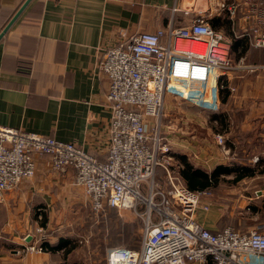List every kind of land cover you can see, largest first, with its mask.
<instances>
[{"label": "crops", "instance_id": "1", "mask_svg": "<svg viewBox=\"0 0 264 264\" xmlns=\"http://www.w3.org/2000/svg\"><path fill=\"white\" fill-rule=\"evenodd\" d=\"M24 1L0 0V32ZM197 17L230 41L247 39L244 54L232 60L229 80L239 83L243 75L237 72L253 69L255 81L245 82L259 83L251 87L255 92L263 89L264 46L252 43L251 28L264 27V0H30L0 37V124L73 142L105 161L111 114L109 78L98 66L102 52L136 33L187 26ZM232 88L241 92L246 86ZM222 158L204 156V170L211 172ZM34 162V175L23 177L0 202V264H107V249L119 243L96 250L97 221H90L74 170L54 171L49 154L35 155ZM105 211L111 218L129 215L114 207ZM221 218L214 205L198 215L212 231L229 225ZM108 222L113 233L129 221ZM40 226L45 243L60 248L23 251L38 243Z\"/></svg>", "mask_w": 264, "mask_h": 264}, {"label": "built area", "instance_id": "2", "mask_svg": "<svg viewBox=\"0 0 264 264\" xmlns=\"http://www.w3.org/2000/svg\"><path fill=\"white\" fill-rule=\"evenodd\" d=\"M251 37L264 46V27H252ZM230 45L227 35L197 17L187 26L139 32L105 49L98 66L109 78L106 160L73 142L0 124V201L23 177L34 175L35 155L49 154L54 171L74 170V183L93 212L126 209L141 221L139 248L109 247L107 264H264V224L247 230L205 227L198 214L209 210L210 191L189 189L169 170L170 148L159 122L148 132L149 120L159 121L167 93L205 111L219 110L221 80L236 68ZM37 230L43 234L41 226Z\"/></svg>", "mask_w": 264, "mask_h": 264}, {"label": "rangeland", "instance_id": "3", "mask_svg": "<svg viewBox=\"0 0 264 264\" xmlns=\"http://www.w3.org/2000/svg\"><path fill=\"white\" fill-rule=\"evenodd\" d=\"M253 72V69L237 72L243 75V78H240L242 81L239 83H233L232 79L229 80L232 72H227V78L223 76L220 95L225 104H221V108L219 106V110L216 112L205 111L195 103L167 93L159 121L156 122L154 118H151L148 125L150 133L154 130V125L159 122L164 141L170 148V159L167 166L181 180L179 173L181 163L178 155H185L194 167L204 170L206 166L203 162L204 156L217 155L220 157L221 154L224 158L219 165L234 168L233 172L220 177L215 189L209 190V202L210 206L214 205L218 208L222 215V221H228L227 224L240 229H249L264 224V173H256L258 170L264 169V155L262 158L261 156L258 158V153L264 148V82L260 84L263 89L255 92L251 87H258L259 83L248 85V82H245L246 79L255 81L254 77L250 78L254 75L255 72ZM233 85H243L246 88L239 92L232 89ZM232 93L234 95L232 97L237 96L233 100L230 97ZM239 93H241L240 96ZM242 93H244V97H242ZM220 135L221 142H219ZM205 153L207 154L205 155ZM243 167L255 168L256 174L244 175L237 179L235 176L240 170L244 171ZM157 172L156 178L162 182L164 180L163 169L157 170ZM89 209L92 216L90 221H97L95 235L98 252L107 245L118 243L122 245V241L127 240L125 236L120 237L119 232L111 233L109 222H105L106 224L102 227L100 221L131 222L138 220L129 210V215L111 218L105 213V210L95 213L90 206ZM198 215L204 216V211L199 212ZM132 229L134 228L129 230L130 241L133 236L138 235L139 241H137L140 245L141 229H137V231ZM38 233L40 234L38 243L31 245L36 247L40 245L43 248L45 238L42 239V236L45 237V234ZM105 234L107 238L104 237ZM117 238L118 240H116Z\"/></svg>", "mask_w": 264, "mask_h": 264}, {"label": "trees", "instance_id": "4", "mask_svg": "<svg viewBox=\"0 0 264 264\" xmlns=\"http://www.w3.org/2000/svg\"><path fill=\"white\" fill-rule=\"evenodd\" d=\"M247 47V39L246 38H239V39H234L231 41L230 45V58L231 59H238L241 57V55L244 54L246 51ZM240 48L239 51H237ZM221 92V89H220ZM220 94V93H219ZM222 99V100H221ZM223 98L220 95V108L222 104ZM216 112V111H215ZM179 161L181 163V168L179 169L180 176L184 182V184L192 190H211L215 189L217 187V184L220 181V177L224 174H229L233 172L232 167L229 166H223V165H217L215 166L211 172H207L201 168L194 167L187 159L185 155H178ZM244 171H239V173L235 176L237 179L243 177L244 175H253V174H262L264 173V169H260L255 173V168H248V167H243ZM161 168H158L160 170ZM246 171V172H245ZM158 173V172H157ZM138 219V218H137ZM108 221H100L101 226L103 227ZM137 231V229L142 228V223L138 219L137 221H131L125 224V228H123L122 231H118L120 233V237L125 236V241H122V245L124 247L128 248H137L139 237L133 236L132 240L130 241L129 238V230ZM116 231V230H115ZM138 240V241H137ZM61 244H57L54 246H48L47 243H43L44 248H49L50 250H57L60 248ZM112 245V244H110ZM119 246V245H118Z\"/></svg>", "mask_w": 264, "mask_h": 264}, {"label": "water", "instance_id": "5", "mask_svg": "<svg viewBox=\"0 0 264 264\" xmlns=\"http://www.w3.org/2000/svg\"><path fill=\"white\" fill-rule=\"evenodd\" d=\"M30 0H25L23 4L18 8V10L14 13V15L10 18V20L6 23V25L3 27V29L0 32V37L3 35L4 32L11 26V24L15 21V19L18 17V15L21 13L23 8L26 6V4Z\"/></svg>", "mask_w": 264, "mask_h": 264}]
</instances>
